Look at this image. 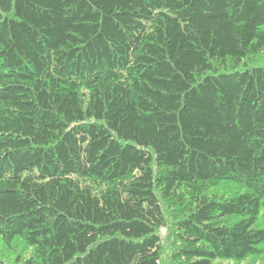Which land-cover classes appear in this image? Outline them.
Here are the masks:
<instances>
[{"label":"trees","instance_id":"obj_1","mask_svg":"<svg viewBox=\"0 0 264 264\" xmlns=\"http://www.w3.org/2000/svg\"><path fill=\"white\" fill-rule=\"evenodd\" d=\"M0 241L264 260V0H0Z\"/></svg>","mask_w":264,"mask_h":264},{"label":"rangeland","instance_id":"obj_2","mask_svg":"<svg viewBox=\"0 0 264 264\" xmlns=\"http://www.w3.org/2000/svg\"><path fill=\"white\" fill-rule=\"evenodd\" d=\"M17 249L24 252L25 250H27V246L23 244V242H19V246ZM0 257L5 258V259L6 258L13 259L15 257L14 253L9 251V249L5 247L2 241H0ZM224 264H235V263H224ZM239 264H250V263L249 261H247V262L239 263ZM257 264H264V260L257 262Z\"/></svg>","mask_w":264,"mask_h":264}]
</instances>
